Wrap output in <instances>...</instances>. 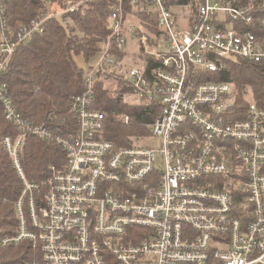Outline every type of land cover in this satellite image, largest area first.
I'll return each instance as SVG.
<instances>
[{
  "label": "built area",
  "instance_id": "2783aa9c",
  "mask_svg": "<svg viewBox=\"0 0 264 264\" xmlns=\"http://www.w3.org/2000/svg\"><path fill=\"white\" fill-rule=\"evenodd\" d=\"M4 1L0 103L15 131L0 144L22 187L15 232L0 225V250L23 242L33 250L32 259L5 264H264V107L252 98L240 117L235 84L205 75L235 57L264 62V0H115L86 87L72 98L71 136L25 119L4 77L16 49L50 17L94 0L48 5L17 28ZM141 14L156 17L155 30ZM112 80L126 101L157 111L149 124L157 146L116 148L104 138L96 84ZM29 136L67 154L41 182L22 164Z\"/></svg>",
  "mask_w": 264,
  "mask_h": 264
},
{
  "label": "trees",
  "instance_id": "16d2710c",
  "mask_svg": "<svg viewBox=\"0 0 264 264\" xmlns=\"http://www.w3.org/2000/svg\"><path fill=\"white\" fill-rule=\"evenodd\" d=\"M67 1L5 0L4 4L9 24L17 28L20 24L40 18L47 5L58 3L63 7ZM180 2L184 3L179 0L177 4ZM114 4L115 0H94L62 16L53 15L45 22L43 33L36 34L16 49L4 80L15 106L25 119L37 125L44 124L55 134L71 136L76 133L78 123L71 111V102L86 87L85 69L78 64L77 57L81 56L88 65L94 61L101 41L108 35L107 23ZM127 9L131 10L129 3ZM140 16L149 20L153 25L150 28L155 30V16ZM205 75L207 80L235 84L239 92L235 106L241 111L240 117L249 105L246 96L250 95L259 106L264 107V62L235 57L225 60L221 71H206ZM247 88H250L249 92ZM123 93L120 86L111 90L104 81L96 84L95 106L106 112L104 138L113 142L116 148L131 147L134 138L148 134V125L157 114L153 106L124 102ZM123 114L129 115V123L123 121ZM14 131L6 122L0 103V137ZM21 160L27 178L41 182L49 176L52 167L60 169L65 165L67 154L52 139L29 136L23 145ZM21 187L22 180L12 159L0 144V225L5 233L15 232L16 202ZM32 257L29 242L0 250V264Z\"/></svg>",
  "mask_w": 264,
  "mask_h": 264
},
{
  "label": "rangeland",
  "instance_id": "374dc122",
  "mask_svg": "<svg viewBox=\"0 0 264 264\" xmlns=\"http://www.w3.org/2000/svg\"><path fill=\"white\" fill-rule=\"evenodd\" d=\"M59 7H61L60 4L54 3V4H52V5L49 6V9L51 8L52 11H54V10L57 11L59 9ZM176 10H177L178 14H181V12H184V9L182 10L181 7H176ZM105 86L108 89H111V90L117 89L116 88V84H115V82H113V80L112 81L105 82ZM249 91H250V88L248 89V92ZM245 98H247V99L249 98L248 100H252V97L250 95L249 96H246ZM122 100L124 102H126V103H129V101H126L124 99L123 94H122ZM129 104H131V103H129ZM148 129H149V125H148ZM134 140H135L134 141V145H135V143L138 144V145H146V146H157L158 145V140L149 137V133L148 134H145L144 136H138V137L134 138ZM160 163H161V157L159 156L158 157V163L157 164L160 165Z\"/></svg>",
  "mask_w": 264,
  "mask_h": 264
},
{
  "label": "crops",
  "instance_id": "0c3cea01",
  "mask_svg": "<svg viewBox=\"0 0 264 264\" xmlns=\"http://www.w3.org/2000/svg\"><path fill=\"white\" fill-rule=\"evenodd\" d=\"M77 62L80 66H82L84 69L88 66L87 63H85V61L82 59V57H77Z\"/></svg>",
  "mask_w": 264,
  "mask_h": 264
},
{
  "label": "water",
  "instance_id": "95a60500",
  "mask_svg": "<svg viewBox=\"0 0 264 264\" xmlns=\"http://www.w3.org/2000/svg\"><path fill=\"white\" fill-rule=\"evenodd\" d=\"M46 1H50V0H46Z\"/></svg>",
  "mask_w": 264,
  "mask_h": 264
}]
</instances>
